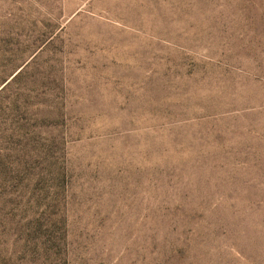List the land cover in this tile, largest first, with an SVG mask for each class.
Wrapping results in <instances>:
<instances>
[{"label": "rangeland", "instance_id": "1", "mask_svg": "<svg viewBox=\"0 0 264 264\" xmlns=\"http://www.w3.org/2000/svg\"><path fill=\"white\" fill-rule=\"evenodd\" d=\"M0 264H264V0H0Z\"/></svg>", "mask_w": 264, "mask_h": 264}]
</instances>
